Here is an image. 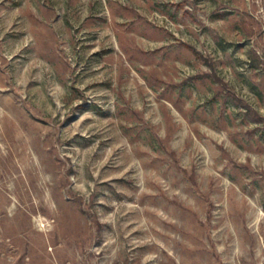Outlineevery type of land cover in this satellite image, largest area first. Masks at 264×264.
<instances>
[{
    "label": "rangeland",
    "instance_id": "1",
    "mask_svg": "<svg viewBox=\"0 0 264 264\" xmlns=\"http://www.w3.org/2000/svg\"><path fill=\"white\" fill-rule=\"evenodd\" d=\"M0 264H264V0H0Z\"/></svg>",
    "mask_w": 264,
    "mask_h": 264
},
{
    "label": "bare ground",
    "instance_id": "2",
    "mask_svg": "<svg viewBox=\"0 0 264 264\" xmlns=\"http://www.w3.org/2000/svg\"><path fill=\"white\" fill-rule=\"evenodd\" d=\"M43 226V225H42Z\"/></svg>",
    "mask_w": 264,
    "mask_h": 264
}]
</instances>
